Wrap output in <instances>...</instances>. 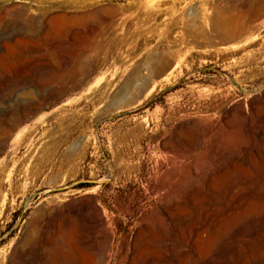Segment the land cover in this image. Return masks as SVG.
<instances>
[{
    "label": "rangeland",
    "instance_id": "1",
    "mask_svg": "<svg viewBox=\"0 0 264 264\" xmlns=\"http://www.w3.org/2000/svg\"><path fill=\"white\" fill-rule=\"evenodd\" d=\"M263 86L264 0H0V264H126L133 245L154 264H198L189 228L229 198L183 203L186 184L217 143L262 140L264 100L222 109ZM250 161L218 183L253 172Z\"/></svg>",
    "mask_w": 264,
    "mask_h": 264
},
{
    "label": "bare ground",
    "instance_id": "2",
    "mask_svg": "<svg viewBox=\"0 0 264 264\" xmlns=\"http://www.w3.org/2000/svg\"><path fill=\"white\" fill-rule=\"evenodd\" d=\"M263 100H264V88H261L257 91H253V95L249 99L247 105H244L242 107L228 106L227 108L222 109V116L224 118H227L231 114V112H233L232 110H236L239 113H245L246 110L251 109L253 106H255L254 104H256L258 102H262ZM262 104H260L261 107L263 106ZM258 107L260 108L259 104H258ZM262 111H264V110H262ZM236 115H239V114H236ZM230 119H233V118H230ZM225 121H226V119H225ZM255 122H256V125L254 127L256 130L254 129V134L262 139V140L260 139L261 140L260 142H257V140L255 138H253L249 142H245V141L237 138V140L235 141V144L233 143V145L224 146L223 144L221 145V144L217 143L215 145V147L210 151V153L212 152L210 158L208 157V159L206 161H204V163H201L202 164L201 167L199 166L200 167V170L198 171L199 173L196 172L197 174L195 176L192 175V177L189 180L186 179V180H188V183L186 184V188L184 190L183 198L181 199L183 203L186 201L193 202L194 200H196L195 199L196 194H194L195 192L207 193V192H214V191L219 190V189H221V191H218V193L221 196H223L224 198H227V197L229 198L228 202L225 204V207L221 208L219 213L216 216L212 217L213 215L211 216V214L209 213V214H207V216H205V218L202 216L203 220L200 221V223L197 226H194L195 224H193L191 226V224H190L191 229L189 228V230H191V231L189 234V238L186 242V245L189 246V249H190L192 255L198 254L200 256L202 254L199 257V263L198 264H235V263L236 264H264V155L262 153V149H264V121H258V122L255 121ZM186 127H188V126H186ZM192 129H194V128H192ZM199 134H200V137L202 139L206 134L205 128L201 127V129L199 130ZM195 135H197V133ZM240 136H244V135L242 134ZM245 136L247 137V135H245ZM245 136L243 137L244 139H245ZM201 139L199 141H202ZM224 140L227 141V139H224ZM163 146H164V144H163ZM169 154H171V153H169ZM244 154H249V155L252 154V155L256 156V161H257L256 166H255V163L253 161H252L253 163L250 161L254 171L251 172V171L246 170L247 171L246 173L240 172V173H238L237 176H234V178H232L233 181H231L229 184H227L225 186L220 185L218 183V181L220 182V180L223 177H225L228 165L233 164V163L235 165V163L238 159H242L244 157ZM248 158L250 159V157H248ZM166 160L168 162L172 161L171 167H169L168 170L166 169L167 170V176L170 177L172 175L171 172L175 171V169H176L175 164L173 163V162H175V158L172 156H167ZM237 164H239V163L237 162L236 165ZM197 169H199V168H196V170ZM244 169H247V167L245 166ZM186 177H188V176H186ZM182 183H183V180H182ZM173 185H175V184H173ZM176 187H177V185H176ZM201 195H203V194H201ZM165 197H166V195H165ZM199 197H200V195H199ZM163 200H165V199H163ZM181 200L176 201V203H174V207L176 210H177V207L180 204ZM97 203L98 202L96 201V198L94 196H90L87 199V208L88 207L90 208L89 211L91 214V218L89 220V222H90L89 225H91L90 230L92 233L97 232V233H99V235L103 236V239L101 242L99 241V243H98L97 242L98 240H96V243H98V244H97V247H94V249L96 248L98 252H101L103 250V248L105 247L106 243L108 242L109 237L106 233L105 218L103 217V213H101V209L99 208ZM161 206H162V204H161ZM161 210L169 218V221L172 220V223H173L174 222L173 216H172V213L169 210V208L164 206L161 208ZM177 212H178V210H177ZM42 213H40V214H42ZM38 216L40 217V215H38ZM175 218H176V216H175ZM36 219H37V217H36ZM38 219L36 220L37 222H38ZM31 220H32V218H31ZM31 220H29V221H31ZM179 222L177 221L176 223H179ZM181 222H182V220H181ZM41 223L39 224L40 226H41ZM28 224H29V222H28ZM33 224H31V225L33 226ZM31 225H29V226H31ZM39 225L37 226L38 228L40 227ZM86 225H88V224H86ZM34 226H35V224H34ZM34 226L32 228H34ZM186 226H188V224H186ZM177 227H179V226H177ZM181 227H183V226H181ZM173 228H174V226H173ZM35 229L37 230V228H35ZM226 229H228L227 236H222L221 231H224ZM178 230H180V229L178 228ZM30 231H32V230H30ZM31 234H32V232H31ZM86 235H87V233H86ZM183 236H184V234H183ZM28 237H26V238H28ZM30 237H32V236H30ZM26 238H25V240H26ZM29 240H30V238H29ZM23 242H24V240H23ZM23 242H21V244ZM25 242L27 244V241H25ZM58 242H60V240H58ZM32 243H33L32 245H34V241ZM35 243H37V242H35ZM203 246H205V248L208 246L210 249L207 252H203V250H202V249H204ZM21 248H22V246H21ZM67 248H68V246H67ZM92 251H93V253H96L95 250H92ZM180 252L182 254H187V250L185 248L184 249L182 248V250ZM137 254L138 253L136 252V248L133 245L131 252L129 253V256L127 257L126 264H133L135 259H136V262L139 261L138 264H151L152 263L151 259H149L151 257V255L148 256L149 258L148 257L145 258V256H147V255H145L143 258H139V256ZM57 255H59V254H57ZM97 256H99V255H97ZM95 257H96V255H95ZM184 257H186V256H184ZM112 259L113 260L116 259L115 254L112 256V258L110 260H112ZM152 259H153V257H152ZM12 261L13 260L10 258L9 264H13ZM152 264H154V263H152Z\"/></svg>",
    "mask_w": 264,
    "mask_h": 264
},
{
    "label": "water",
    "instance_id": "3",
    "mask_svg": "<svg viewBox=\"0 0 264 264\" xmlns=\"http://www.w3.org/2000/svg\"><path fill=\"white\" fill-rule=\"evenodd\" d=\"M86 181H91V182H92V181H94V180H86Z\"/></svg>",
    "mask_w": 264,
    "mask_h": 264
}]
</instances>
